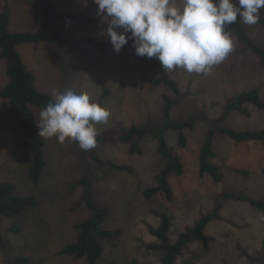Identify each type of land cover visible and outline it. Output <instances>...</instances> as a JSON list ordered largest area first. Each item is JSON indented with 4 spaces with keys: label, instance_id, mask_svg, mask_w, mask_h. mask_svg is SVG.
Wrapping results in <instances>:
<instances>
[{
    "label": "rangeland",
    "instance_id": "rangeland-1",
    "mask_svg": "<svg viewBox=\"0 0 264 264\" xmlns=\"http://www.w3.org/2000/svg\"><path fill=\"white\" fill-rule=\"evenodd\" d=\"M26 1L0 0V12L3 6L9 7L10 33L39 30L44 10L27 6ZM53 1L59 14L81 12L95 22L58 21L56 30L71 41L69 46L42 43L17 47L26 68L34 72L36 88L40 92L52 98L54 91L66 89L89 94L94 102L111 112L107 124L96 125L98 135L115 130L119 124L127 127L161 125L165 95L176 100L171 110L172 119L181 120L193 113L201 118L193 131H186V148L179 147L176 132L165 131L168 144L184 164V173L168 179L173 191L171 200L162 193L146 199L144 191L157 186V176L164 166L155 139L141 140V152L132 153L131 144L120 142H96L95 147L84 151L76 142L60 144L55 138H42L47 167L42 182L35 186L28 176L31 154L16 147L21 125L8 114V101L0 97V184L12 183L18 194L33 196L37 200V207L20 217L3 219L0 264H9L17 257L29 259V264H88L84 259L59 255L67 245L77 242V225L93 216L83 202L84 188L77 186L85 176L91 183L92 203L105 207L107 211L102 228L122 231L115 240L101 239L103 254L97 264H163L161 252L149 248V245L158 243L149 231L150 227H158L161 223L155 213L168 214L171 220L169 240L175 243L187 227H193L203 216L213 213L219 202L222 203L219 218L211 221L205 229L211 240L206 245L191 243L177 262L247 264L252 257L264 252V212L247 202L220 198L224 193L234 192L264 201L262 145L257 142L236 143L217 133L214 138L217 156L213 163L220 168L224 178L216 184L209 176L199 173L200 150L208 129L203 117H222L228 103L244 91L258 89L264 99V69L259 58L245 50L229 28L234 40L233 50L209 73H188L182 68L167 71L184 95L181 100L165 85L154 86L149 82L161 77V71L153 65L152 59L134 53L131 40L119 53L114 51L110 38L104 35L108 20L97 15L95 0ZM259 15L256 25L242 24L251 37L264 46L263 8ZM84 38L108 42L109 55L104 56L89 47ZM8 82L6 63L0 50V91ZM245 107L248 116L231 112L225 124L237 131L263 130L264 109L252 104ZM31 110L39 123L42 109L32 106ZM94 155L104 161L113 160L126 165L132 171H117L100 165ZM236 170H246L250 174L242 176ZM12 226L19 231L10 232Z\"/></svg>",
    "mask_w": 264,
    "mask_h": 264
},
{
    "label": "trees",
    "instance_id": "trees-1",
    "mask_svg": "<svg viewBox=\"0 0 264 264\" xmlns=\"http://www.w3.org/2000/svg\"><path fill=\"white\" fill-rule=\"evenodd\" d=\"M27 6L38 7L44 10V19L36 32L10 33V11L8 5L3 6L0 12V50L1 58L6 63V75L9 79L0 91V97L8 101V114L14 117L21 125V135L17 141L16 147L20 150L29 151L32 157L31 166L28 169V176L31 183L35 186L42 182L43 173L47 167L45 158V142L39 137L38 127L34 113L31 107L43 109L53 101L50 95L40 92L36 88V76L33 71L26 68L21 54L17 47L20 45L42 43L64 47L72 45L71 41L59 34L56 30V23L61 20H86L95 22L88 18L85 13H73L61 15L58 13L53 0H27ZM264 9V8H263ZM235 40L247 51L259 58L260 65L264 69V46L254 40L249 34L247 28L237 18V22L229 26ZM83 41L98 53L108 56L109 43L97 39L84 38ZM135 53V50H134ZM153 65L161 71V77L155 80H149L154 86L165 85L181 100L184 95L181 94L177 82L171 79L167 70H163L161 63L156 58H151ZM107 93V91H106ZM102 97H104L102 95ZM176 104V100L168 95L164 96V119L161 125H132L131 127L119 124L113 130L96 137V142H120L131 144L132 153H140L139 142L147 137H152L157 141L158 152L164 159V166L157 176V186L148 188L143 195L146 199H151L159 193L166 196L168 200L173 197L172 187L168 181L172 175L181 176L184 173V164L175 149L170 146L165 137V131L176 132L178 145L186 148L188 137L186 131H193L195 124L200 120V115L191 114L181 120L171 118V110ZM252 104L258 109H264V99L260 96L258 89L244 91L235 99L228 103L225 113L217 119H210L207 116L203 120L207 123V133L204 138L199 155V173L201 176H209L216 184L221 183L224 175L220 168L213 163L216 158L214 150V138L217 133L227 136L236 143H260L264 149V129L263 130H241L237 131L225 124L226 118L231 112H240L249 115L245 105ZM94 159L100 165L108 166L117 171H132L128 166L119 164L113 160L104 161L99 156L94 155ZM264 175V167H263ZM242 176H248L249 171L236 170ZM77 186L84 188L83 202L93 212V216L77 225L79 232L78 240L75 243L67 245L60 253L61 256L72 257L74 259H84L88 264H97L103 254L102 238L115 240L122 235L121 230H105L102 228L107 218L105 207L92 203L90 193L92 191L88 176L83 177L77 182ZM225 199H237L247 202L254 208L264 212V201L254 199L243 193L227 192L220 197ZM37 207V200L33 196L21 195L16 192V187L12 183L0 184V231L2 221L6 219H16L27 212L29 209ZM222 203L215 207L213 213L203 216L193 227H187L175 243L169 240L171 230V220L166 213H155L161 219L158 227H150V233L157 238L158 243L149 245L150 249L161 252L163 264H193L190 261L178 263L177 259L183 251L195 242L208 244L211 240L206 234L205 229L208 224L216 218H219V212ZM10 232L17 233L19 229L16 226L9 228ZM29 259L17 257L9 264H29ZM133 264H136L134 262ZM247 264H264V252L252 257Z\"/></svg>",
    "mask_w": 264,
    "mask_h": 264
},
{
    "label": "clouds",
    "instance_id": "clouds-1",
    "mask_svg": "<svg viewBox=\"0 0 264 264\" xmlns=\"http://www.w3.org/2000/svg\"><path fill=\"white\" fill-rule=\"evenodd\" d=\"M97 15L108 20L104 35L116 53L132 41L135 54L160 61L163 70L211 71L232 52L229 26L256 25L264 0H95ZM122 30V31H121ZM130 34V35H129ZM54 100L39 114L38 134L58 143L76 142L81 150L95 147L97 124L111 112L89 94L54 91Z\"/></svg>",
    "mask_w": 264,
    "mask_h": 264
},
{
    "label": "crops",
    "instance_id": "crops-1",
    "mask_svg": "<svg viewBox=\"0 0 264 264\" xmlns=\"http://www.w3.org/2000/svg\"><path fill=\"white\" fill-rule=\"evenodd\" d=\"M27 45V44H26ZM31 45H33V44H31ZM40 45V44H39ZM39 45H34V46H39Z\"/></svg>",
    "mask_w": 264,
    "mask_h": 264
}]
</instances>
